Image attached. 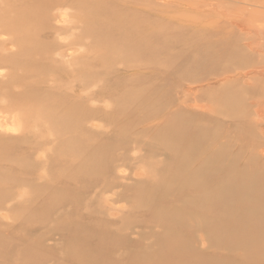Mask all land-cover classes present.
<instances>
[{
	"label": "rangeland",
	"instance_id": "rangeland-1",
	"mask_svg": "<svg viewBox=\"0 0 264 264\" xmlns=\"http://www.w3.org/2000/svg\"><path fill=\"white\" fill-rule=\"evenodd\" d=\"M21 11H32L25 32ZM263 46L264 0H0V126L9 129L0 127V264H124L154 253L163 229L140 195L160 180L149 177L151 167H165L166 155L151 150L181 146L171 134L176 119L197 125L185 133L201 123L218 136L204 159L219 157L222 176L243 181L240 191L249 194L242 202L232 196L233 209L221 214L230 222L222 233L236 236L235 248L209 247L197 231L195 251L229 264H264ZM35 107L57 115L47 120L46 111L41 121ZM81 117L87 120L79 124ZM71 145L79 146L76 153Z\"/></svg>",
	"mask_w": 264,
	"mask_h": 264
},
{
	"label": "bare ground",
	"instance_id": "bare-ground-1",
	"mask_svg": "<svg viewBox=\"0 0 264 264\" xmlns=\"http://www.w3.org/2000/svg\"><path fill=\"white\" fill-rule=\"evenodd\" d=\"M21 11L20 14L22 13H25L23 16V18L21 17L20 19L22 20V23H19L18 24V27H21L20 30L22 32H25L26 30H28V26H27V23H31V20H29L27 23V16L32 14V11ZM11 18V17H9ZM125 22V20H124ZM127 26V24H125ZM134 26V24H133ZM131 26V27H133ZM24 27V28H22ZM126 28H129V27H126ZM125 28V30H126ZM248 29V28H247ZM129 30V29H128ZM132 29L130 28V31ZM19 31V30H18ZM18 31H16L17 33H19ZM123 31V30H122ZM15 32V31H14ZM21 32V33H22ZM124 32V31H123ZM137 32V30H136ZM126 34V32H124ZM129 33V32H128ZM134 34V33H133ZM138 33H135L134 35H137ZM133 35V37H135ZM16 36V35H15ZM17 36H20L19 34ZM24 36V34H23ZM130 36V35H128ZM127 36V40H129L130 38ZM21 39V37H19ZM126 38V37H125ZM58 39V38H57ZM126 42V41H125ZM128 42V41H127ZM62 43V42H61ZM127 44V43H126ZM262 44V43H260ZM259 45V43H258ZM263 45V44H262ZM253 46V45H252ZM261 46V45H260ZM264 48V46H263ZM253 49V48H251ZM261 49V48H260ZM73 50V49H72ZM254 51V50H253ZM262 52V51H261ZM264 52V50H263ZM73 54V53H72ZM74 55V54H73ZM137 68V66H135ZM53 72V71H51ZM247 72V71H246ZM46 73V71L44 72V74ZM48 74V72H47ZM55 74V72H54ZM84 74V73H83ZM37 75V74H36ZM56 75V74H55ZM25 77V76H24ZM23 77V78H24ZM32 77V76H31ZM47 77V76H46ZM45 77V78H46ZM65 77V76H64ZM86 78V75L83 76ZM21 78V77H20ZM22 79H19L20 81L23 80ZM28 78V77H26ZM74 78H78V77H74ZM18 79V78H17ZM44 81V75H43V78H42ZM47 79H50V78H47ZM54 79V77H53ZM52 79V80H53ZM90 79V78H89ZM15 80V78H14ZM67 80V79H66ZM71 80V79H69ZM78 80V79H77ZM12 81V80H11ZM16 81V80H15ZM41 81V80H40ZM39 81V83H41ZM79 81V80H78ZM17 82V81H16ZM24 82V81H23ZM31 82V81H30ZM34 82H37V81H34ZM62 81H60V84H61ZM67 82V81H66ZM29 83V82H28ZM32 83V82H31ZM30 83V84H31ZM38 83V82H37ZM59 83V81L57 82ZM65 83V82H64ZM63 83V84H64ZM71 83H75L73 82V80L69 81V84ZM7 84V83H6ZM13 84H15L13 82ZM43 84V83H41ZM39 84V85H41ZM44 84H48L46 82V80L44 81ZM52 84V82H51ZM68 84V82H67ZM23 85V83L21 84ZM20 85V86H21ZM29 85V84H27ZM33 85V83L31 84ZM36 85V84H35ZM33 85V86H35ZM55 85V83H54ZM58 85V84H57ZM56 85V86H57ZM76 85V84H75ZM87 85V84H86ZM16 86H19V85H16ZM23 86H26V85H23ZM53 86V85H51ZM66 87V84L63 85ZM71 86V85H70ZM69 86V87H70ZM98 86V85H97ZM54 87V86H53ZM57 87H60L57 86ZM63 87V88H65ZM74 87V86H73ZM50 88V87H49ZM68 88V87H67ZM53 89V88H51ZM56 89V87H55ZM60 89V88H58ZM57 89V90H58ZM73 89V88H71ZM129 89V88H128ZM16 90V89H15ZM18 90V89H17ZM28 90V89H26ZM68 90V89H67ZM66 90V91H67ZM70 90V89H69ZM126 90V89H125ZM132 90V89H131ZM140 90V89H139ZM13 91V90H12ZM32 91V90H31ZM36 91V90H34ZM47 91V90H46ZM45 91V92H46ZM59 91V90H58ZM65 91V92H66ZM129 91V90H128ZM136 92V90H133V92ZM15 92V91H14ZM21 92H25V91H21ZM28 92V91H27ZM30 92V91H29ZM42 92V91H41ZM59 92H62L61 90ZM134 92V94H135ZM141 92V91H140ZM7 93V92H6ZM9 93V92H8ZM7 93V95H9ZM19 94V92H16L15 94ZM51 93V92H50ZM63 93H64V90H63ZM68 93V92H66ZM123 93V91H122ZM121 93V94H122ZM10 94H12L13 96V92H11ZM14 94V95H15ZM21 94V93H20ZM33 94V93H32ZM55 95V92L53 93ZM71 94V93H69ZM126 92L123 96H126ZM51 95V94H50ZM49 95V97H51ZM58 95V94H57ZM60 95V94H59ZM62 95V93H61ZM60 95V96H61ZM65 95V94H64ZM62 95V96H64ZM17 97V95H15ZM20 96V95H19ZM23 96V95H21ZM61 96V97H62ZM67 96V94H66ZM123 96H119V97H122ZM133 96V95H132ZM138 96V95H137ZM10 97V96H9ZM29 97V96H28ZM59 97V96H58ZM60 97V98H61ZM68 97H72L71 95ZM85 97V96H84ZM5 98V96H4ZM21 98V97H20ZM25 98V97H24ZM30 98V97H29ZM37 98V97H36ZM41 98V97H40ZM46 98V97H45ZM55 98V97H54ZM57 98V97H56ZM81 98V97H80ZM126 98H130V97H126ZM154 98V97H153ZM6 99H9L8 96L6 97ZM34 98H32L31 100L33 101ZM43 99V97H42ZM48 99V97H47ZM82 99V98H81ZM120 99V98H118ZM124 99V98H123ZM131 99V98H130ZM13 100V99H12ZM28 100V99H27ZM44 100V99H43ZM49 100V99H48ZM83 100V99H82ZM122 100V99H121ZM120 100V101H121ZM14 101V100H13ZM26 101V100H25ZM30 101V99H29ZM29 101L27 102V104L29 103ZM115 102L118 101L117 99L114 100ZM118 101V102H120ZM153 101V100H152ZM23 102V101H22ZM31 102V101H30ZM36 102V101H35ZM33 102V103H35ZM40 102V101H39ZM70 102V101H69ZM68 102V103H69ZM95 102V101H94ZM112 102V101H111ZM114 102V103H115ZM122 102H125V101H121L120 104ZM131 102V101H129ZM26 103V102H25ZM32 103V104H33ZM38 103V102H37ZM50 103V102H48ZM56 103V102H55ZM54 103V104H55ZM113 103V104H114ZM117 103V102H116ZM51 104H53L51 102ZM58 104V103H57ZM86 104V102H85ZM22 105H25L24 103ZM35 105V104H34ZM42 105V104H40ZM40 105H35L38 107V110L39 109H42L43 108V105L41 108ZM45 105V104H44ZM50 105V104H49ZM49 105H45L47 107H49ZM93 108V104H91ZM90 105V106H91ZM12 106V105H11ZM31 106V105H29ZM44 106V107H45ZM51 106V105H50ZM60 106V105H59ZM59 106L57 105L56 108H59ZM70 106V105H69ZM68 106V107H69ZM115 106V105H114ZM113 106V107H114ZM17 107V106H16ZM14 107V108H16ZM37 107H35L36 110L38 113V115H42L44 112H46L48 110V108L45 107V110L42 112V113H39V111L37 110ZM84 107V106H83ZM9 108V106H8ZM5 107V111H7L6 109H8ZM18 108V107H17ZM21 108V107H20ZM20 108L18 110H20ZM50 108V107H49ZM52 108V107H51ZM55 109V106L53 107ZM63 108V107H62ZM75 108V107H74ZM22 109V108H21ZM25 108H23L22 110H24ZM29 108H27V111H28ZM82 109V108H81ZM79 109V110H81ZM87 109V108H86ZM95 109V108H94ZM127 108H125L126 110ZM17 110V111H18ZM43 110V109H42ZM41 110V111H42ZM50 110H53V109H50ZM124 110V111H125ZM128 110V109H127ZM126 110V111H127ZM10 111V110H9ZM12 111V110H11ZM16 111V113H17ZM23 111H19V112H23ZM35 111V112H36ZM40 111V112H41ZM58 111V110H57ZM61 111V110H60ZM59 111V112H60ZM89 111V109L87 110ZM93 111V110H91ZM90 111V112H91ZM124 111H122V114L125 113ZM14 112V111H13ZM26 112V111H25ZM28 112H31L28 111ZM28 112H26L25 114H27ZM34 111H32L33 113ZM51 112V111H50ZM54 112V111H53ZM56 112V111H55ZM82 111H80L81 113ZM85 112V110H84ZM84 112L82 114H84ZM94 112V111H93ZM155 112V111H154ZM1 113V112H0ZM4 113V112H3ZM31 113V114H32ZM58 113V112H57ZM73 113H77V112H73ZM73 113H72V116L69 115L70 117H73L74 119H76V117L73 116ZM79 113V112H78ZM92 113V112H91ZM23 113H21L19 119L21 120L23 115ZM24 114V116H25ZM47 114H49L48 116L47 115H44L47 118V120L51 118H53L49 111H47ZM90 114V113H89ZM94 114V113H93ZM96 114V113H95ZM102 114V113H101ZM121 114V113H120ZM134 114V113H132ZM4 115V114H3ZM28 115V114H27ZM39 115V116H40ZM54 115V114H53ZM57 115V114H55ZM54 115V116H55ZM124 115V114H123ZM123 115L122 118H120V122H122L121 120L123 119ZM135 115V114H134ZM138 115V114H137ZM6 116V115H5ZM11 116V114L9 115V117ZM44 116L42 115V117L39 119L42 121V118L44 119ZM69 116L68 117H62L65 119L66 121V118L69 119ZM80 115H78L79 117ZM90 116V115H89ZM103 116H104V113H103ZM106 116V115H105ZM105 116H104V119H105ZM8 117V116H7ZM6 117V118H7ZM14 116H12L13 118ZM27 117V116H26ZM77 117V118H78ZM99 117V115L97 116ZM130 117V116H129ZM132 117V116H131ZM3 118V116H2ZM11 118V117H10ZM55 118V117H54ZM53 118V119H54ZM62 118H60L62 120ZM82 118V117H81ZM86 118V116H85ZM85 118H82V120H80L79 124H81L83 121V119ZM93 118V117H92ZM126 118V117H125ZM139 118V116L137 117ZM29 118H26L24 117V120H27ZM72 119V118H70ZM73 119V120H74ZM108 119V114H107V118ZM112 119V118H111ZM111 119H110V122H111ZM12 120V119H10ZM13 122H16V123H19L20 125V120L19 122H17L16 120V117L15 119L13 118ZM16 120V121H15ZM72 120V121H73ZM87 119H85L86 121ZM92 120V119H91ZM95 120V119H94ZM101 120V118H100ZM119 120V119H118ZM129 120V118L127 119V121ZM131 120V119H130ZM23 121V119L21 120ZM28 121H31L30 119ZM50 121V120H49ZM70 121V122H72ZM78 121V120H77ZM108 121V120H107ZM44 122V120H43ZM48 122V121H47ZM52 122V121H51ZM58 122V121H57ZM60 122V120H59ZM63 122V121H62ZM106 122V121H104ZM1 123H3L2 121L0 122V125H2ZM24 123V122H23ZM22 123V124H23ZM27 123V121L25 122ZM46 123V121L44 122ZM67 125H68V121L65 122ZM77 123L76 120L74 121V124ZM124 123V122H123ZM4 124V123H3ZM48 124V123H46ZM52 124L51 123V127H52ZM58 124V123H57ZM62 124V123H61ZM66 124H65V127L66 128ZM73 124V123H72ZM73 124V127L72 125L70 127L73 128V130L75 129L74 127L77 126V124L74 125ZM78 124V125H79ZM85 124V123H84ZM127 124V123H126ZM125 124V125H126ZM5 125V124H4ZM12 125V124H11ZM16 125V124H15ZM28 125V123H27ZM50 125V124H49ZM48 125V126H49ZM56 125V124H55ZM92 125V124H91ZM124 126V130L127 131L126 126ZM135 125V124H134ZM173 125L177 128V131L174 132V133H171L172 134V137H174L175 141L174 142H179L181 143V146L179 145L177 147V144L173 145L172 147H169V146H164V145H160V148L161 149H157L158 147H154L151 151L153 153H164L166 156H164V169L161 171V172H158V171H155V169L153 167H151V171H150V174H149V177H155L156 175H160V180L159 181H150L149 183H147L146 187H144V190L142 192V194L140 195V197L142 198V200H144L143 202H141L140 204H143L144 207L146 209H150L151 211H153L154 213V218L158 221V223L160 224L161 228L163 229V232L159 235H157L155 237L156 241L158 242V246L156 247V250L154 253L152 254H148V255H133V256H130V257H127L124 259V264H229V260L228 259H222L220 261H215L211 258H207V257H204L202 255H199L196 251H195V248L192 246V243L190 242L192 237L193 236H196V232L199 231L201 232L202 234V237H203V241H204V244H207L209 247H213L214 249H220V248H226V249H234L235 248V245L236 244H233L234 241H236V236L234 235H223L224 233H222V229H226L227 226L230 225V222L227 221V220H224L221 218V214L228 210V209H233V203L234 201L232 200V196H235L237 197L238 201L239 202H242V199L244 197H249V194L247 192H242L240 191V187H242V183L243 181H239L237 178H232V177H229V176H222V173H221V168H217L215 167V163L220 160L219 157H209L207 159H204L203 155L206 154V151L211 147H209L207 150L206 148L208 147V141L213 143V141H215L218 136H211V129H208V128H204V126L202 125L203 128H201V123H198V125L200 126L199 129H193L192 132L188 131V133H185L184 130L186 128V126H193L194 128L197 127L196 124H191L190 122H188L187 120H184V119H181V120H177L173 122ZM84 126V125H83ZM1 127V126H0ZM19 127V126H18ZM17 127V129H19ZM26 127V126H25ZM45 127V126H44ZM54 127V126H53ZM53 127H52V131H53ZM78 127V126H77ZM87 127V126H86ZM2 128V131L3 129V126L1 127ZM13 129V127H11ZM10 128V130H11ZM60 128V127H59ZM72 128L68 130V132H71L70 130H72ZM85 128V127H84ZM132 128V127H131ZM8 127H6V129H4V131L6 130L7 131ZM16 128H14L13 130H15ZM12 131L14 134L19 131ZM24 129V128H23ZM26 129V128H25ZM41 131L42 129L39 128ZM58 128H56L57 130ZM68 129V127H67ZM67 129H64L67 131ZM87 129V128H85ZM84 129V130H85ZM9 130V129H8ZM54 130V131H56ZM63 130V131H64ZM120 130H121V126L119 127V132L120 133ZM122 131L121 133L125 132V131ZM129 130H131L129 128ZM1 131V132H2ZM38 131V130H36ZM47 131V130H46ZM50 133L51 131L48 130ZM76 131V129L74 130ZM24 132V131H23ZM22 132V134H23ZM58 132V131H57ZM130 131H128L129 133ZM190 132V133H189ZM3 133V132H2ZM1 133V134H2ZM30 133V132H28ZM39 134V132H37ZM54 134H56V132H53ZM63 133V132H62ZM121 133L119 135H121ZM127 133V132H126ZM147 133V132H146ZM0 134V136H2ZM26 134V133H25ZM31 134V133H30ZM52 134V133H51ZM58 134V133H57ZM69 134V133H68ZM68 134H65V135H68ZM72 135V133H70ZM130 134V133H129ZM142 134V133H140ZM148 134V133H147ZM24 135V134H23ZM22 135V136H23ZM60 135L59 138H61V133L58 134ZM64 135V134H63ZM64 135V136H65ZM89 135V133H88ZM131 135V134H130ZM135 135V134H134ZM145 135V134H144ZM159 135V134H158ZM13 136V135H12ZM12 136H8V137H12ZM25 136H28L29 137V134H26ZM31 137H35L37 135H30ZM49 136V135H48ZM51 136L53 137L54 135H50L49 137L51 138ZM69 136V135H68ZM112 136V134H111ZM115 136V135H114ZM123 136V135H122ZM136 136V135H135ZM137 136H139V133H137ZM147 136H150V135H147ZM152 136V135H151ZM21 137V136H20ZM19 136L17 138H20ZM29 137V138H31ZM63 137V136H62ZM67 137V136H66ZM75 137V136H73ZM72 136L70 137H67V138H72L74 141H75V138H73ZM139 137H143L142 136H139ZM138 137V138H139ZM154 137V136H152ZM159 137V136H158ZM31 138V139H33ZM34 140H37L35 139ZM55 138V137H54ZM144 138V137H143ZM155 138V137H154ZM152 138V139H154ZM3 139V137H2ZM8 139V138H7ZM16 139V137H15ZM14 139V141H15ZM30 139V140H31ZM56 140L58 138H55ZM71 139V140H72ZM78 139V138H77ZM158 139V138H157ZM165 139H169L168 136H167V133L163 136H160V141H163ZM212 139V141H210ZM18 140V139H17ZM52 140H54L52 138ZM66 140V139H64ZM64 140L62 143H64ZM69 140V139H68ZM183 140L185 141H188V145H187V142H184L183 143ZM29 141V140H28ZM55 141V140H54ZM77 141V140H76ZM75 141V143H76ZM136 141V138L134 140H131L132 143H134ZM195 141V142H194ZM129 142V141H128ZM194 142V143H193ZM24 143V142H23ZM40 143V142H39ZM56 143V146L55 144L53 146H55L56 148L57 147V142ZM72 142H70L69 144H71ZM138 143V142H137ZM141 143V142H140ZM138 143V144H140ZM193 143V144H192ZM12 144V143H11ZM15 144V143H14ZM41 144V143H40ZM45 144V142H44ZM65 144V143H64ZM73 144V143H72ZM142 144V143H141ZM140 144V145H141ZM148 144V143H147ZM192 144V145H191ZM9 145V143H8ZM13 145V144H12ZM23 145H26V144H23ZM29 145V144H27ZM26 145V146H27ZM31 145V143H30ZM66 145V144H65ZM73 145H77L76 144H73ZM73 145H71V148L74 147ZM143 145V144H142ZM152 145V144H151ZM52 146V147H53ZM132 146H135L133 148H136V146H138L139 148V145H132ZM228 146V144H227ZM34 147V146H33ZM65 148H67V146H62ZM69 147V146H68ZM79 146H75L76 149H78ZM112 147V146H111ZM199 147V148H197ZM226 147V146H225ZM224 147V148H225ZM63 148V150H64ZM74 148V149H75ZM116 148V147H115ZM137 148V149H138ZM52 150L54 148H51ZM59 149V148H58ZM70 149V148H69ZM75 149V151H76ZM117 149V148H116ZM130 149V148H129ZM135 149V150H137ZM47 150V149H46ZM206 150V151H205ZM67 151V150H66ZM70 151H73V148L72 150ZM79 152V150H77ZM122 151V150H121ZM202 151H205L202 153ZM116 152V151H115ZM120 152V151H118ZM76 153V152H75ZM74 153V154H75ZM125 153V152H124ZM147 153H145V156ZM150 154V152H149ZM67 155V153H66ZM69 155H71L73 157V155L69 152ZM80 155V153H79ZM160 155V154H159ZM70 156V157H71ZM152 157V155H150ZM163 156V155H162ZM161 156V157H162ZM77 157V155H76ZM102 157V156H101ZM148 158V157H147ZM150 158V157H149ZM148 158V159H149ZM153 158V157H152ZM0 159H2L0 157ZM74 159H75V156H74ZM82 159V157H81ZM104 158H102L103 160ZM126 160V159H125ZM128 160V159H127ZM126 160V161H127ZM104 161V160H103ZM118 161V160H116ZM121 161L123 162V160H120V163ZM129 161H132L129 160ZM134 161V160H133ZM138 162V160H137ZM102 163V162H100ZM119 163V165H120ZM96 164V163H95ZM129 164V163H128ZM126 163V165H128ZM73 165V164H72ZM85 165V164H83ZM91 165V164H89ZM93 165V164H92ZM116 165V164H115ZM114 165V166H115ZM118 165V164H117ZM124 165V163H123ZM122 163H121V168H122ZM134 165V164H133ZM88 166V165H87ZM94 166V165H93ZM119 166V167H120ZM162 166V165H161ZM79 167H82V165H79ZM85 167V166H84ZM89 167V166H88ZM220 167H223V170L226 169V164L225 162L223 163V165H220ZM78 168V167H77ZM93 169V168H92ZM96 170V168H95ZM93 170V171H95ZM115 170V169H114ZM119 170V169H118ZM91 174V172H89ZM99 173V172H98ZM93 174V173H92ZM96 175V174H95ZM94 175V176H95ZM88 176V175H87ZM97 176V175H96ZM102 176V175H101ZM125 176V175H124ZM123 177V176H122ZM121 178V177H120ZM126 179V178H125ZM26 183V182H25ZM109 183V182H108ZM105 184H107L105 182ZM93 185V184H92ZM104 185V182L102 184V186ZM111 185V184H110ZM109 185V186H110ZM115 185V184H113ZM107 186V185H106ZM104 188V187H103ZM107 188V187H106ZM111 188V187H110ZM10 189V188H9ZM114 189V188H113ZM111 189V190H113ZM103 190H109V189H103ZM109 190V191H111ZM98 191V190H97ZM102 191V189H101ZM115 192H116V189H115ZM99 193V192H97ZM118 194V193H116ZM119 195V194H118ZM137 195V194H136ZM139 195V193H138ZM137 195V197H138ZM10 196V195H9ZM8 196V197H9ZM135 197V195L133 196ZM169 201V199H171ZM175 198L177 200H175ZM139 199V198H138ZM153 200H156L155 203H153L152 201ZM236 202V200H235ZM114 203V201H113ZM136 205H134L133 207H135ZM238 206H242V205H238ZM8 207V206H7ZM10 209V208H9ZM24 221V220H22ZM254 222V221H253ZM248 230V229H246ZM228 232H230L229 230H227ZM220 233H222V236H220ZM222 238V239H220ZM82 252L84 253H87V254H90V255H93L92 253H90L88 251V249L86 247H83L82 248ZM251 254V253H250Z\"/></svg>",
	"mask_w": 264,
	"mask_h": 264
}]
</instances>
